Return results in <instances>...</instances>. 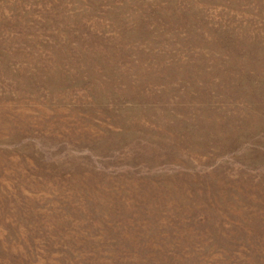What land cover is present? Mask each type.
Segmentation results:
<instances>
[{
  "label": "rangeland",
  "instance_id": "obj_1",
  "mask_svg": "<svg viewBox=\"0 0 264 264\" xmlns=\"http://www.w3.org/2000/svg\"><path fill=\"white\" fill-rule=\"evenodd\" d=\"M0 264H264V0H0Z\"/></svg>",
  "mask_w": 264,
  "mask_h": 264
}]
</instances>
